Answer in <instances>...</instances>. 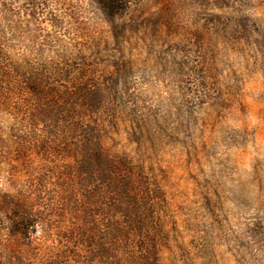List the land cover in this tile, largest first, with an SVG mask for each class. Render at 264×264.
Instances as JSON below:
<instances>
[{
	"label": "rangeland",
	"instance_id": "374dc122",
	"mask_svg": "<svg viewBox=\"0 0 264 264\" xmlns=\"http://www.w3.org/2000/svg\"><path fill=\"white\" fill-rule=\"evenodd\" d=\"M0 0V264H264V0Z\"/></svg>",
	"mask_w": 264,
	"mask_h": 264
},
{
	"label": "trees",
	"instance_id": "16d2710c",
	"mask_svg": "<svg viewBox=\"0 0 264 264\" xmlns=\"http://www.w3.org/2000/svg\"><path fill=\"white\" fill-rule=\"evenodd\" d=\"M99 2L101 3L102 6H104L105 9H108L109 12H111V13L117 12V11H115L116 9L110 10V8H111V6H113L114 4L119 2V0H99Z\"/></svg>",
	"mask_w": 264,
	"mask_h": 264
}]
</instances>
